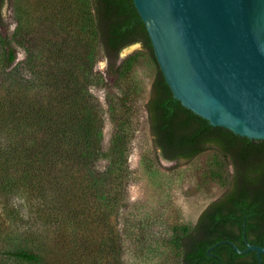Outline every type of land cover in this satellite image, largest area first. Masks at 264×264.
<instances>
[{
    "label": "trees",
    "instance_id": "16d2710c",
    "mask_svg": "<svg viewBox=\"0 0 264 264\" xmlns=\"http://www.w3.org/2000/svg\"><path fill=\"white\" fill-rule=\"evenodd\" d=\"M13 10L17 25L11 36L0 16V63L15 64V46H23L25 57L15 65L29 76H13L9 90L1 86L0 198L15 202L21 186L30 191L29 212L11 215L22 242L35 252L20 248L4 258L19 264H122L113 220L126 206L129 128L115 122L110 148L102 153V110L89 99L87 85L118 82L144 55L156 66L145 112L157 156L190 161L214 150L220 165L232 169L226 191L194 226L172 233L181 264H258L254 252L240 255L227 244L217 246L214 256L207 250L223 240L243 250V235L264 247V141L212 127L173 98L133 0H20ZM34 29L45 38L37 52L28 49ZM133 44L142 50L117 63ZM101 58L108 62L103 74L94 70ZM118 102L110 104L113 121L125 113ZM103 157L109 164L100 171L96 162ZM99 228L106 240L95 248L92 235ZM108 253L111 259L102 261Z\"/></svg>",
    "mask_w": 264,
    "mask_h": 264
},
{
    "label": "rangeland",
    "instance_id": "374dc122",
    "mask_svg": "<svg viewBox=\"0 0 264 264\" xmlns=\"http://www.w3.org/2000/svg\"><path fill=\"white\" fill-rule=\"evenodd\" d=\"M19 1L6 0L2 9L4 33L8 36L13 34L17 25L13 6H17ZM29 37L28 49L37 52L44 36L39 29H34ZM15 48L17 64L23 61L25 48L19 45ZM141 50L140 44L127 52L122 50L117 63ZM2 53L0 47V55ZM122 55L123 59L119 60ZM15 64L4 67L0 63V92L2 88L9 90L13 76H20L23 80L28 78V70L23 65L17 68L19 65ZM107 68L106 58H101L94 65V70L102 74ZM155 72L156 66L151 58L142 55L134 60L118 82L107 81L104 86H96L90 81L87 85L89 99L97 101L102 110V153L110 148L115 122L121 120L125 128H129V174L123 182L127 186L123 201L126 206L113 220L120 243L117 257L122 264H181L180 251L172 243V233L187 231L194 226L201 212L226 191L228 173L232 171L231 167L220 165V157L214 150H207L190 161L168 162L157 156L145 112ZM23 84L26 82L23 81ZM119 99L123 102L125 113L113 121L110 104L118 106ZM108 161L105 157L99 159L96 169L105 170ZM22 187L13 196L15 202L8 203L0 198V264H19L4 258L3 253L7 251L23 248L35 252L28 243L22 242V234L16 229V219L11 215L14 211L20 216L29 212L32 195L26 187ZM105 232L100 228L93 230L95 248L103 244L100 242L102 238L106 240ZM110 257L108 253L102 261Z\"/></svg>",
    "mask_w": 264,
    "mask_h": 264
},
{
    "label": "water",
    "instance_id": "95a60500",
    "mask_svg": "<svg viewBox=\"0 0 264 264\" xmlns=\"http://www.w3.org/2000/svg\"><path fill=\"white\" fill-rule=\"evenodd\" d=\"M133 4L173 98L212 127L264 141V0ZM243 241V250L223 240L207 254L227 244L240 255L254 252L260 264L264 247Z\"/></svg>",
    "mask_w": 264,
    "mask_h": 264
},
{
    "label": "flooded vegetation",
    "instance_id": "af4514ba",
    "mask_svg": "<svg viewBox=\"0 0 264 264\" xmlns=\"http://www.w3.org/2000/svg\"><path fill=\"white\" fill-rule=\"evenodd\" d=\"M5 4H6V0H0V16H2V17H3L2 9H3Z\"/></svg>",
    "mask_w": 264,
    "mask_h": 264
}]
</instances>
